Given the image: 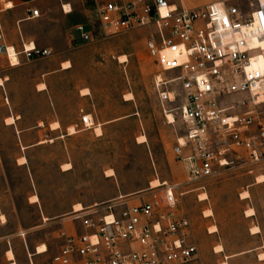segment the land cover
<instances>
[{"label":"rangeland","instance_id":"1","mask_svg":"<svg viewBox=\"0 0 264 264\" xmlns=\"http://www.w3.org/2000/svg\"><path fill=\"white\" fill-rule=\"evenodd\" d=\"M106 1L114 0H92V9L97 12L98 6ZM202 2L194 0L195 4ZM221 2L229 6L245 5V0ZM71 21V25L81 23L79 18ZM95 31L93 43L73 44L64 58L58 57L71 68L50 82L65 106L64 118L70 119L74 112L79 125L76 134L75 131L70 134L73 128H69L72 136L53 145L29 149L35 150L31 162L37 192L44 200L42 206L47 214L58 217L53 226L62 229L61 221L67 219L65 222L74 223L77 231L80 223L74 220L77 214H72L77 204L90 211L120 201L135 203L160 195L161 189L149 191L153 182L183 184L187 194L182 209L192 223L201 264H264L257 257L264 254V249L255 250L264 240V161H235L213 178L185 184L187 173L172 153L184 129L178 121L168 125L165 118L169 115L165 111L183 104L182 95L163 108L155 89L156 77L165 81L172 79L173 74L163 72L149 58L144 47L146 30L103 41L96 40L99 37L96 26ZM40 35L44 44L57 42L53 28ZM50 52L47 58L21 60V65L15 68H9L3 61L0 74L9 75V101L6 102L5 95L0 100V114H6L5 110L11 107L32 120L44 112V100L37 98L31 89L37 76L50 69V60L57 54ZM172 88L179 92L178 86ZM81 91L90 96L81 98ZM80 109L92 114L95 126L102 125L101 137H97L98 131L97 136L93 130L82 131L84 127L77 122ZM141 137L145 138L144 143L139 140ZM0 144L2 150H17L8 131L1 132ZM64 164L70 165V170L66 171ZM109 171L113 172L111 177ZM245 193L247 199H243ZM203 195L206 200L200 201ZM249 211L252 216H248ZM23 218L22 224L27 229L38 224L34 211H27ZM49 229H33L26 232L25 239L34 242L47 237L56 247L59 239L52 237ZM250 230L254 234L260 230L261 235L252 236ZM217 247L223 251L215 252ZM4 249L0 244V264H6ZM34 264H51V258H36Z\"/></svg>","mask_w":264,"mask_h":264},{"label":"built area","instance_id":"2","mask_svg":"<svg viewBox=\"0 0 264 264\" xmlns=\"http://www.w3.org/2000/svg\"><path fill=\"white\" fill-rule=\"evenodd\" d=\"M96 13L103 40L146 30L149 58L173 74L163 82L155 79V89L163 108L182 95L181 106L165 111L174 122L165 118L184 129L172 153L187 173L185 184L213 178L235 161H264V0L195 9L167 0L106 1ZM27 14L40 16L37 9ZM73 34L83 44L94 41L84 25L75 26ZM50 55L34 46H8L0 23V59L9 68ZM260 59L263 66L256 68ZM80 114L84 128L94 126ZM182 185L162 182L160 195L77 213L81 231L63 235L51 264H201L192 223L182 209L187 194Z\"/></svg>","mask_w":264,"mask_h":264},{"label":"crops","instance_id":"3","mask_svg":"<svg viewBox=\"0 0 264 264\" xmlns=\"http://www.w3.org/2000/svg\"><path fill=\"white\" fill-rule=\"evenodd\" d=\"M114 1L120 2L122 0ZM167 1L170 5L177 8L182 6L195 9L204 7L210 3H219L222 0H203L200 4H195L194 0ZM7 3L11 4L10 9H5V4ZM91 3L92 0H86V2L83 0H0V23L8 46L18 50L22 43L24 45H32L41 50L57 52L50 60V69L37 76L36 82L31 89L37 98L44 100V112L34 116L32 120H29L22 113L16 112L11 107L5 110L6 114H0V136L2 131L10 132L17 147V150H2L0 144V244L5 248L3 250V259L6 264H10V261L6 257L8 251H12L16 264H34L36 258L45 256H49L52 261V258L59 253L64 244L63 235H70L81 231L80 224L79 229L76 231L74 223L65 222L67 219L61 221L63 225L62 229L53 226L55 223H58V221L55 222L58 217L47 214L42 206L44 200H42L41 195L37 192L31 162V153L35 150L29 149L47 144L53 145L63 138L72 136L68 133L69 128H73L75 131L79 126L74 119V112H72L70 119L64 118L65 106L58 98V94L54 87L50 85V82L54 77L65 74L71 68L64 69L63 64L67 62L59 61L58 57L64 58L68 47H71L73 44L82 43L77 34L70 35L75 26L84 25L88 28L92 33L93 40L95 39L96 26L99 32V37H96V40L103 41L97 13L96 10L92 9ZM28 9L39 10L40 16L38 19H28ZM71 18H79L81 23L71 25ZM47 28H53L57 42L44 44L45 42L42 41L40 34L43 31H47ZM41 45L44 46L40 48ZM3 61V59H0V68L2 69L4 68ZM0 80L3 81V86L0 87V100L3 101L5 95L7 96L6 102H8L9 75L1 73ZM41 85L45 89H42ZM82 91L79 93L81 98L90 96V93L87 96L83 95ZM81 111L89 116L94 123L93 127L84 128L82 131L93 130L96 134L97 126H95L92 114L84 109H80ZM9 119H13V122L8 123L7 120ZM29 121L32 122L31 125L26 124ZM77 122H79L80 126H83L79 118ZM111 122L113 121H108V123ZM63 124L67 125L64 126ZM101 126V135L97 136L96 134L97 137L102 136ZM34 197L37 198L36 201L32 200ZM29 210L34 211L38 224L34 228L28 227L27 229L22 224V221L24 220L23 216ZM86 212L89 211L84 209V211L79 213ZM72 214L77 213L73 212ZM33 229H49L52 237H58V245L54 247L53 241H50L47 237L34 242L25 239L26 232L30 233ZM250 233L252 236L261 235L260 230L257 234L252 233L251 230ZM23 234L24 236H22ZM40 246H45L46 252L38 254L37 249ZM262 249H264V240H262L261 245L255 250ZM261 254L257 255L258 261L264 262V260H259Z\"/></svg>","mask_w":264,"mask_h":264},{"label":"bare ground","instance_id":"4","mask_svg":"<svg viewBox=\"0 0 264 264\" xmlns=\"http://www.w3.org/2000/svg\"><path fill=\"white\" fill-rule=\"evenodd\" d=\"M219 4H222V2H219ZM10 5V6H9ZM11 8V4L10 3H7V4H5V9H10ZM67 10H68V8H66ZM26 47L27 48H30V47H33L32 45H26ZM12 52V51H11ZM13 61H15V63L17 62V60L15 59V58H13L12 59ZM256 66V68H258V67H262L263 66V61L260 59L259 60V62L255 65ZM63 68L64 69H68L69 68V66H67V64H64L63 65ZM155 79H157L158 80V82H163V80H160V77L158 78V77H156ZM3 86V81H1L0 80V87H2ZM42 89H45L44 87H41ZM41 90V89H40ZM167 118H168V120L171 122V124L174 122V118H173V116H171L170 114L169 115H167ZM7 122L8 123H12L13 122V119H9V120H7ZM56 127H57V125H55ZM96 131H98L99 133H100V135H101V130H100V127L98 126L97 128H96ZM69 133L70 134H73L74 133V130L73 129H70L69 130ZM139 140H142V142L141 143H144L145 142V138L144 137H141V138H139ZM66 171H68V170H70V165H65L64 167H63ZM108 177H111L112 175H113V172L112 171H109L108 173ZM161 186V183H159L158 181H156V182H153V183H151V185H150V189H157V188H159ZM206 196L205 195H203V196H201L200 198V201H204V200H206V198H205ZM243 199H247L248 198V193H245L244 195H243ZM33 201H36L37 200V198L36 197H34L33 199H32ZM73 211H74V213H79V212H82V211H84V209H83V207L80 205V204H77V205H75L74 207H73ZM249 214V215H248ZM248 216H252V214H251V211H249L248 212ZM4 220V219H3ZM211 232H215V231H211ZM46 247L45 246H40L38 249H37V252H38V254H41V253H44V252H46ZM223 250H222V248L221 247H217L216 248V251L215 252H217V253H221ZM6 257H7V259L10 261V264H16L15 262H14V255H13V253H12V251H8L7 253H6ZM260 258H261V260H264V254L263 255H260ZM225 264V263H224Z\"/></svg>","mask_w":264,"mask_h":264},{"label":"snow or ice","instance_id":"5","mask_svg":"<svg viewBox=\"0 0 264 264\" xmlns=\"http://www.w3.org/2000/svg\"><path fill=\"white\" fill-rule=\"evenodd\" d=\"M10 6V5H9ZM11 51V50H10ZM13 63H15V61H13ZM41 87H43V85H41Z\"/></svg>","mask_w":264,"mask_h":264}]
</instances>
